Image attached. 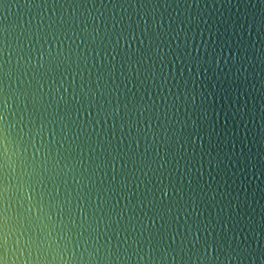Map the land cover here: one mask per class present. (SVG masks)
I'll return each instance as SVG.
<instances>
[{
	"label": "water",
	"instance_id": "obj_1",
	"mask_svg": "<svg viewBox=\"0 0 264 264\" xmlns=\"http://www.w3.org/2000/svg\"><path fill=\"white\" fill-rule=\"evenodd\" d=\"M0 264H264V0H0Z\"/></svg>",
	"mask_w": 264,
	"mask_h": 264
}]
</instances>
